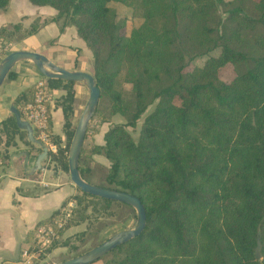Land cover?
I'll use <instances>...</instances> for the list:
<instances>
[{"label": "trees", "instance_id": "trees-1", "mask_svg": "<svg viewBox=\"0 0 264 264\" xmlns=\"http://www.w3.org/2000/svg\"><path fill=\"white\" fill-rule=\"evenodd\" d=\"M28 1L53 7L56 14L42 22L35 19L29 27L19 22L2 26L7 53L11 43L49 21L61 19L60 30L74 26L93 58L92 74L100 90L95 112L100 113V101L108 99L111 113L127 119L105 131L103 144L82 146L79 156V172L88 182L92 156L108 159L104 183L95 185L136 196L146 212L143 231L109 251L117 255L104 264H264V0ZM8 2L0 0V9ZM112 4L139 11L140 22L129 34L123 32L125 22L117 18ZM199 58H205L201 65L195 62ZM226 64L236 69L230 81L218 72ZM15 74L11 69L6 78ZM122 83L130 85L128 97ZM46 84L50 92L63 91L53 109L62 112L64 143L52 134L49 104L47 132L57 147L53 161L69 174L76 82L46 79ZM34 93L33 83L11 101L20 115ZM153 103L134 140L126 127H135ZM100 121L108 118L100 116ZM33 137L37 140L34 131ZM17 140L36 159L39 145L8 112L0 121V157L5 164ZM70 200L79 206L45 254L66 228L91 219L88 207L116 221L136 222L127 204L76 188L28 231L29 247L35 229L52 222ZM98 223L95 231L80 233L79 240L96 239L110 224ZM62 245L68 247L65 253L76 249L68 239Z\"/></svg>", "mask_w": 264, "mask_h": 264}, {"label": "crops", "instance_id": "crops-1", "mask_svg": "<svg viewBox=\"0 0 264 264\" xmlns=\"http://www.w3.org/2000/svg\"><path fill=\"white\" fill-rule=\"evenodd\" d=\"M55 14L56 10L50 6H36L28 0H9L7 6L0 9V28L17 22L23 27H29L35 19L42 22ZM9 50L36 51L65 69L82 70L92 74V65L88 64L89 60L86 61L90 49L78 36L74 26L67 25L60 30L59 21H49L41 25L35 33L11 43ZM79 52H84V55L80 56ZM12 70L16 73L15 77L6 78L0 86V121L10 112L11 101L15 96L41 78L40 72L30 61H20ZM58 91L62 90L51 92L52 100L49 105L52 108V124L57 110L53 109L54 100L63 93L62 91L61 94L55 96ZM81 91L80 89L79 92ZM21 148L24 151L20 152L21 156L26 155L27 159H32L23 144ZM12 154L8 162L4 164L6 176L0 181V264H21L22 251L31 248L27 242L28 231L32 230L38 221L48 217L59 208L66 197L76 192V187L69 175L63 176L57 173L52 175L55 180L50 181H43L42 178H29L31 173L28 170L22 175H17L12 172L11 161V157L13 155L17 157V154ZM43 168L45 167L41 170ZM36 170L38 169L34 167L33 171ZM59 178L61 182H58ZM24 182L28 185L23 184ZM31 239H34V233Z\"/></svg>", "mask_w": 264, "mask_h": 264}, {"label": "rangeland", "instance_id": "rangeland-1", "mask_svg": "<svg viewBox=\"0 0 264 264\" xmlns=\"http://www.w3.org/2000/svg\"><path fill=\"white\" fill-rule=\"evenodd\" d=\"M115 7V10L117 12V18L125 22V28L123 29V32L126 34H129V32L135 28L139 22H140V15L139 11L134 7L125 9L121 8L119 4H112ZM61 19L59 20V25H61ZM11 48V45L9 46ZM89 56L87 57V60H89L88 64L92 65V73H93V58L92 55L90 54V51L88 50ZM80 56L84 55V52H79ZM205 58H199L195 60V62L198 65H201L203 63ZM92 63V64H91ZM242 68V67H241ZM90 71L91 69L88 68ZM219 75L220 78L223 79L224 81H230L235 75H236V69L233 67L231 64H226L224 67L219 69ZM42 77V76H41ZM122 89L124 91L125 97L129 96V91H130V85L129 84H121ZM76 90L78 91L75 93V99H74V116L72 119V123L75 127L77 120L81 114V111L84 107V104L87 100L88 93L85 87L77 83L75 85ZM82 90L81 93L79 90ZM62 91L56 92L55 96H58L61 94ZM110 101L108 99H103L99 103V108L101 110L100 113H94L93 118L90 122V125L88 127V133L86 138H84L83 141V147L85 148H90L93 146V144H103V135L105 131L111 127L112 125L115 124H123L127 121L126 116L115 113H111V105ZM155 107V103L149 105L145 111V113L140 117V119L137 121V124L135 127H130L127 126L126 129L130 132L132 138L134 140L138 139L141 124L143 121L144 116L152 111V109ZM100 116H105L108 118V121L106 122H101L100 121ZM23 120H25L24 117H22ZM53 129H52V134L57 135L61 138V145L64 143V133H63V128H62V112L60 109L56 110V113L53 116ZM54 143V142H53ZM39 147L42 151L43 144L39 142ZM22 143L17 140V145L10 148V154H17V157L13 156L11 157V161L13 164V170L12 172L16 173L17 175H22L26 170H28L31 174L29 175V178H34V179H39L42 178L43 181H50V180H55V178L52 177L54 174H61L63 176H68L65 171L60 169L59 165L56 163V161H53L52 159V154H56L57 152V147H56V152L51 153L49 158L44 162V171L43 169H38L36 171H33L35 167V161L32 159H27L26 155L21 156L20 152H24L21 150ZM94 163L91 169L90 174L88 175V179L91 183L93 184H103L105 180V176L107 174V169L110 166V162L108 159H106L103 155H93L92 156ZM44 159V158H43ZM42 159V161H44ZM97 160V161H96ZM26 177V176H25ZM28 177V176H27ZM61 177V176H60ZM58 182L63 181V178L61 177L57 179ZM23 184L28 185V183L24 182ZM31 185V184H30ZM74 201V200H70ZM69 202V201H68ZM77 203L74 201V204L72 205L70 209V217L72 216L74 208L78 207ZM115 207L112 208L113 213L116 211L114 209ZM133 209V208H132ZM62 210V209H61ZM134 211V209H133ZM135 212V211H134ZM87 213L91 214V219H88L86 221H83L79 223L78 225L72 226L70 228H66L61 235L59 234V239L56 242V246L49 251L47 254H45L46 250H44L43 253L40 254H45L42 258L39 257L40 254L37 255V258L33 261L34 264H52V263H57L59 261H62V259L67 258V257H72L78 253H82L84 251H87L88 249L92 248L93 246L99 244L109 236L113 235L114 233L124 230V229H129L135 225V221L130 218L128 221L120 220L116 221L112 215H108L107 213H99L95 214L93 213L91 207H88ZM131 215V214H129ZM136 215V214H135ZM68 219V220H69ZM98 219V220H97ZM67 220V221H68ZM109 221L110 224L108 227L105 229H102L98 232V235L96 239H86L84 241L79 240L78 235L82 232H93L96 230V227L99 225L98 222H103V221ZM88 235V234H86ZM66 239L71 242L73 246L76 247V249H71L69 253H65L66 250H68L67 246H63L62 242H64ZM112 255H117V253H108L101 257L100 259L90 263V264H104L109 258H111ZM32 263V264H33Z\"/></svg>", "mask_w": 264, "mask_h": 264}, {"label": "water", "instance_id": "water-1", "mask_svg": "<svg viewBox=\"0 0 264 264\" xmlns=\"http://www.w3.org/2000/svg\"><path fill=\"white\" fill-rule=\"evenodd\" d=\"M20 61H30L40 72L41 76L46 79H63L74 81L76 83L82 84L88 93L87 100L81 111V114L75 125L74 134L70 142L69 152H68V172L69 178L73 185L81 190L82 192L89 194L91 196L104 198L108 200L118 201L127 204L134 209L136 214L135 225L129 229H124L114 233L109 236L96 246L90 248L89 250L68 258L63 261H59L53 264H90L102 256L107 254L109 251L114 249L134 237L138 236L144 229L146 225V212L141 201L134 195L118 191L114 189H108L95 185L86 181L80 174L79 156L81 148L83 146V141L85 134L88 130L90 122L96 111L98 101L100 98V90L96 84L93 74L76 69H65L42 53L31 51V50H13L8 52L0 60V86L6 79L9 71ZM9 111L15 116L16 123L20 128L27 131L28 137L35 143L39 144V141L35 140L33 137V131L30 124L21 118L19 111L11 105ZM47 148L42 147V151L37 155L35 160V168H41V161L47 156ZM256 258L260 257V242L258 241L256 250Z\"/></svg>", "mask_w": 264, "mask_h": 264}, {"label": "built area", "instance_id": "built-area-1", "mask_svg": "<svg viewBox=\"0 0 264 264\" xmlns=\"http://www.w3.org/2000/svg\"><path fill=\"white\" fill-rule=\"evenodd\" d=\"M8 46L4 45L0 37V60L7 54ZM35 93L33 101L22 108L21 118L30 124L39 142L47 148L48 154L56 152V146L52 142L48 132L47 104L52 100V93L47 89L46 78H38L35 82ZM4 161L0 157V181L6 176L4 172ZM74 201L66 203L59 215L52 222L39 225L34 232V245L21 253V264H32L37 255L43 253L51 245L57 236V230L62 228L70 217V209Z\"/></svg>", "mask_w": 264, "mask_h": 264}]
</instances>
